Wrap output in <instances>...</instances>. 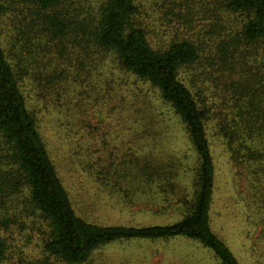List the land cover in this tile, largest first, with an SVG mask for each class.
I'll list each match as a JSON object with an SVG mask.
<instances>
[{
	"label": "trees",
	"instance_id": "1",
	"mask_svg": "<svg viewBox=\"0 0 264 264\" xmlns=\"http://www.w3.org/2000/svg\"><path fill=\"white\" fill-rule=\"evenodd\" d=\"M103 91L112 111L133 107L137 122L142 115L144 132L135 135L147 143L160 134L163 110L182 125L197 162L192 192L177 204L180 221L103 225L77 210L46 135L62 105L80 111L84 95ZM72 112L64 126L80 120ZM217 139L248 186V206L264 213V0H0V232L38 234L45 257L36 264H87L111 244L182 238L220 264H242L212 227ZM84 152V172L94 175L93 151ZM102 156L98 177L107 180L117 172ZM134 156L136 199L177 189L174 166ZM8 251L0 236V264Z\"/></svg>",
	"mask_w": 264,
	"mask_h": 264
},
{
	"label": "rangeland",
	"instance_id": "2",
	"mask_svg": "<svg viewBox=\"0 0 264 264\" xmlns=\"http://www.w3.org/2000/svg\"><path fill=\"white\" fill-rule=\"evenodd\" d=\"M11 19L10 24L14 27ZM85 84L87 89L88 80ZM92 91L93 89H88V94ZM83 97L80 111L74 103L61 106L56 114L57 131L48 125L51 131L46 135L53 158L60 167L77 210L84 217L103 225L151 226L180 221L183 210H180L177 204L179 198L192 192V169L196 165L197 157L179 120L163 110V123L157 129L160 134L155 141L151 136L148 137L151 142L147 143L145 138L140 139L139 135H135L137 131L143 133L146 124L142 115L139 122L132 119L135 108L112 111L114 109H111V100L106 91H103L102 95ZM70 108L77 111L76 115L80 120L76 121L77 123L74 120L75 125L64 126L70 122L69 116L75 115V112L69 114ZM85 113L88 114L87 122L83 123L81 119ZM157 113L159 115V110ZM220 144L222 145V142L219 139L214 141L213 150L219 170L212 227L215 233L228 243L242 264H264V213L258 210L255 203L248 206V186L241 180L242 177L236 174L235 165L230 164L229 157L224 155ZM87 146L93 151L92 164L96 168L94 175L85 173L82 167L89 159L88 154L84 152ZM70 151L80 154L76 157L74 165L66 161ZM148 153L156 156L166 170L170 171L174 166L176 169L173 168V171L177 175L171 180L177 189L170 185L164 197L159 195L160 199L154 202L152 194L149 193L143 198L139 195L140 200L136 199L137 194L130 191L137 180L128 179L131 173L138 174L137 168L133 166L136 159L134 155L142 158ZM101 155L112 161L111 167L115 168L112 174L117 172L115 176L107 177V180L98 177L97 159ZM132 166L133 168H130ZM158 189L161 190L160 185L153 193L157 195ZM0 236L6 238L9 243V251L3 264H36L45 257L42 253V239L38 234L31 231H11L0 232ZM48 262L61 264L54 259ZM87 264L220 262L210 249L201 247L196 241L182 238L170 242L134 241L111 244L97 251Z\"/></svg>",
	"mask_w": 264,
	"mask_h": 264
}]
</instances>
